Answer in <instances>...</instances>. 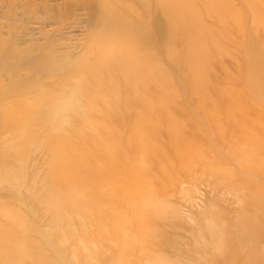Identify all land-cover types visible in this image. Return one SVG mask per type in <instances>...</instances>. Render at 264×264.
I'll use <instances>...</instances> for the list:
<instances>
[{"label": "bare ground", "instance_id": "obj_1", "mask_svg": "<svg viewBox=\"0 0 264 264\" xmlns=\"http://www.w3.org/2000/svg\"><path fill=\"white\" fill-rule=\"evenodd\" d=\"M240 1L264 32V0ZM77 3L87 11L91 28L78 54L55 35L38 43L27 37L23 24L42 15L52 24H63L67 6L46 14L20 3L0 6V192L8 195L0 198V264H132V251H146L149 240L158 239L148 222L176 211L156 199L151 188L136 183L137 164L127 166L115 158L122 151L125 158L133 152L123 146L127 142L160 156L152 140L163 129L171 144L181 143L175 154L195 156L194 145L187 144L194 135L178 131L181 124L172 112L178 110L193 125L204 127L214 118L215 105L226 104L220 93L207 107L210 78L220 59L230 54L229 44L235 45L230 32L241 30L245 36L236 45L241 54L236 64L243 72L240 80L264 114V46L242 20L224 21L235 13L231 0ZM191 90L197 102L188 100ZM180 95L186 99L176 100ZM91 112L114 122L101 125L89 118ZM76 118L88 120L79 126ZM255 145L248 153L244 143L234 151L245 170L239 182L224 168L202 165L216 177L224 175L239 200L242 190L250 191L245 200L252 209L237 212L238 236L212 210L192 230L210 250H228L232 256L238 249L230 245L238 239L240 249L247 250L241 264H264V184L256 183L264 159ZM35 160L43 172L31 171ZM89 161L95 168L88 167ZM124 192L135 199L130 209L138 234L125 226L131 216L125 213L128 201L120 197ZM147 263L184 264L150 255Z\"/></svg>", "mask_w": 264, "mask_h": 264}, {"label": "rangeland", "instance_id": "obj_2", "mask_svg": "<svg viewBox=\"0 0 264 264\" xmlns=\"http://www.w3.org/2000/svg\"><path fill=\"white\" fill-rule=\"evenodd\" d=\"M77 1L0 0V6L5 9L9 8L6 7L8 5L17 7V5L25 4L27 10L34 12L42 10L44 14L46 12L50 13L52 9L65 8L63 5L67 6L68 12L63 24H52L49 19L44 18L45 15L39 16L37 20L27 17V21L23 24L27 28V37L38 40V43H44L46 35H55V37L58 36V43L68 46V50L73 54H78L86 46L90 38L91 28L87 11ZM231 1L235 13L225 16L224 21L228 22L231 19L242 20L246 27L255 30H253L254 34L257 35L258 40L264 46V32H262L261 28H256L253 12L244 6L245 4L240 0ZM206 22L217 27L222 25V23L214 22L210 18H206ZM230 35L232 40L235 41V45L229 44L230 54L224 55L220 59V67L210 78L213 88L211 91L208 89L210 92H208L207 107L211 108L214 105L211 102L218 100L217 97H220V93H224L226 104L218 103L215 105V108L212 109L214 118L210 117L208 124L204 127L199 124L193 125L178 110L172 112L181 124L178 131L182 132L184 129L185 135H194L193 140H189L187 144L191 147L194 145L195 156L186 159L182 158V153L175 154L173 150L181 143L176 141L175 143L177 144H171L170 142L172 141L168 139V134L163 129L152 140V145L159 150L160 156L153 154L154 152L150 150L135 149V146L128 145L127 142L123 146L126 149H133V152L128 153L129 157L125 158L127 153L122 151L121 148L123 154L120 153V156L115 158L120 164L121 162L126 165L135 164L136 166L137 164L134 168L137 176L136 183H139L138 185L142 187L151 188L156 199L168 203L170 206L167 205V207H170L169 209H172V211H176H174L175 213H169L163 220L154 219L148 222L152 227L151 229H154L153 231L151 230L152 233L158 239L149 240L150 244L147 246L146 251L141 249L132 251L130 256L132 264H148L149 255L153 256L154 259L160 257L163 260L168 257L174 261L181 259L184 264H241L247 254L246 249H240L239 241L235 238L238 236L240 228L236 222L237 212L239 210L252 209L246 204L245 200L250 191L248 189H245L246 191L242 190V200H239L237 194L225 185L224 175L216 177L202 167L204 165L207 168H224L233 175L234 182H239L245 170L235 158L234 151L238 145L244 143V150L248 153L253 151L254 146H257L255 144L258 143L260 157L264 159V114L260 113L259 107L251 99L246 87L240 80L243 72L238 69L236 64V61H240L239 57L241 55L236 45L245 36L241 33V30L230 32ZM194 94L192 90L189 91L188 100L197 102V96ZM181 99H186V97L180 95L176 98V100ZM154 102L158 103L160 101L155 99ZM89 118L101 125H108L114 122L106 120V117L98 112H91ZM87 120L86 118L84 120L76 118L75 124L82 126L87 123ZM117 136L121 137V133L119 132ZM124 142H126V139ZM187 155L192 156L191 153H187ZM141 164L143 165V170H139ZM29 165L31 171L36 169V171L43 172L39 160L32 161ZM88 167L93 169L95 164L91 165L89 161ZM262 172L256 182L261 185L264 184V169ZM122 173L124 171L121 172V175H123ZM139 179L141 182H139ZM249 189H251V186H249ZM7 196L5 191L0 192V198L6 199ZM120 197L128 201L125 213L131 216L125 226L131 229L132 234H138L137 225L134 224L136 218H132V209H130L133 208L132 203L135 199L125 192L120 194ZM8 200L13 201V199ZM207 210H212L214 213L222 215L226 220L225 223L228 229L235 235L230 246L238 249L235 251L236 257L232 256L228 250L223 252L210 250L204 246L205 238H198L192 233V230L201 224L200 220ZM106 229H111V226L107 225ZM148 231L150 232V230ZM139 235L142 237L144 234ZM174 241L178 243H174Z\"/></svg>", "mask_w": 264, "mask_h": 264}]
</instances>
